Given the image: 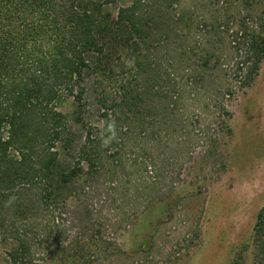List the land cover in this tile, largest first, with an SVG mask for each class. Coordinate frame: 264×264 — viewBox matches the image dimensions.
Returning <instances> with one entry per match:
<instances>
[{"label": "rangeland", "instance_id": "rangeland-1", "mask_svg": "<svg viewBox=\"0 0 264 264\" xmlns=\"http://www.w3.org/2000/svg\"><path fill=\"white\" fill-rule=\"evenodd\" d=\"M139 9L141 67L119 49L105 92L93 78L80 105L60 107L71 140L55 150L77 169L75 195L8 215L0 264H15L17 236L31 246L29 264H69L85 234H97L93 264H232L245 247L264 204V58L244 84L233 39L244 16L264 15V0H141ZM109 124L117 138L103 146ZM242 255L253 263L252 247Z\"/></svg>", "mask_w": 264, "mask_h": 264}, {"label": "trees", "instance_id": "trees-1", "mask_svg": "<svg viewBox=\"0 0 264 264\" xmlns=\"http://www.w3.org/2000/svg\"><path fill=\"white\" fill-rule=\"evenodd\" d=\"M141 0L118 6L117 0H0V227L8 215L35 213L36 204L64 203L75 195L77 169L60 158L55 143L70 141L69 117L60 107L83 100L87 80L106 91L119 49L130 50L141 67L145 28ZM239 32L241 33L239 35ZM238 70L250 84L264 58V15L242 18ZM123 89L125 85L121 86ZM121 90V88H120ZM105 116H108L106 114ZM83 153L90 159L88 143ZM93 165V163H92ZM78 180V181H77ZM80 236L66 252L69 264H93L98 241ZM10 251L15 264H29L31 246L21 236ZM100 240V239H97ZM252 247L253 263L264 264V204L245 247L232 264H242Z\"/></svg>", "mask_w": 264, "mask_h": 264}, {"label": "clouds", "instance_id": "clouds-1", "mask_svg": "<svg viewBox=\"0 0 264 264\" xmlns=\"http://www.w3.org/2000/svg\"><path fill=\"white\" fill-rule=\"evenodd\" d=\"M107 132H109L110 135H108L106 138L103 139V146H107L113 140H115L117 138L114 124H109L108 125Z\"/></svg>", "mask_w": 264, "mask_h": 264}, {"label": "built area", "instance_id": "built-area-1", "mask_svg": "<svg viewBox=\"0 0 264 264\" xmlns=\"http://www.w3.org/2000/svg\"><path fill=\"white\" fill-rule=\"evenodd\" d=\"M241 33L239 32V35H240ZM233 44L234 45H238V39L237 38H235V39H233Z\"/></svg>", "mask_w": 264, "mask_h": 264}]
</instances>
